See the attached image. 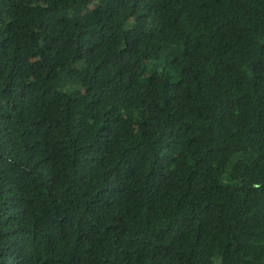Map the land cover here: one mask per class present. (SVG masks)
I'll use <instances>...</instances> for the list:
<instances>
[{
  "label": "trees",
  "instance_id": "1",
  "mask_svg": "<svg viewBox=\"0 0 264 264\" xmlns=\"http://www.w3.org/2000/svg\"><path fill=\"white\" fill-rule=\"evenodd\" d=\"M0 264H264V0H0Z\"/></svg>",
  "mask_w": 264,
  "mask_h": 264
}]
</instances>
